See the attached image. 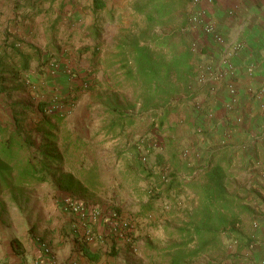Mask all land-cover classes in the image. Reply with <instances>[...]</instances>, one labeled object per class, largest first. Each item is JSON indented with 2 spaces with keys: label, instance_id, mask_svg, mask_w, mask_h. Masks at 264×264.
<instances>
[{
  "label": "crops",
  "instance_id": "obj_1",
  "mask_svg": "<svg viewBox=\"0 0 264 264\" xmlns=\"http://www.w3.org/2000/svg\"><path fill=\"white\" fill-rule=\"evenodd\" d=\"M198 12L213 26V33L205 34L203 24L193 28L190 15ZM172 17L176 20L164 26L166 35L180 29L176 40L183 39L193 46L194 53L193 76L187 87L172 98L176 104L157 121L159 125L152 127L155 115L151 110L140 109L137 91L126 81L120 60L108 54L112 47L118 49L122 41L116 42L111 31L104 28L102 37L93 40L91 52L88 51L93 53L88 63L98 70L92 74L88 70L87 74L86 80L94 88L87 94L77 92V105L71 121L66 123L86 146V159L99 174V190L87 201V215L92 217L88 220L83 217L81 222L80 215L73 213V218L76 217L73 220L59 221L55 230L39 227L38 234H33L36 220L29 227L23 221L20 230L14 223L0 222V264H160L151 235L158 221L132 230L131 243L109 218L110 212L117 210L122 219H131L148 201V166L138 167L130 151L138 139H158L156 151L179 179L198 176L208 164L223 162L227 168L228 193L241 199L249 210L242 215L239 226L249 245L244 247L230 234H221V245L217 248L222 255L218 264H264V0H180ZM26 34L24 29L13 25L9 30L0 29V48L6 41L27 40ZM216 35L223 43L216 40ZM37 43L38 39L32 44L37 47ZM110 71L115 74L109 78ZM35 75L32 69L21 77L31 79ZM19 83L25 87L22 79ZM58 83L54 80L51 85L55 87ZM114 83L119 88L130 85L135 98L117 93L113 90ZM72 90L70 87L68 92ZM100 96L102 101H94ZM120 115L132 116L133 123H117ZM12 122L14 125L15 120ZM156 131L161 136H156ZM149 161L153 164L154 158L151 156ZM185 198L186 210L190 212L197 207L198 199L190 189ZM95 210H100L103 217L94 218ZM43 217L47 219L48 214ZM45 222L39 221V226ZM64 227L71 231L70 238L60 232ZM228 242L234 249L228 250L231 247L225 244ZM43 244L50 253L44 252ZM83 247L94 260L83 253ZM161 252L166 264H170L172 254L168 250Z\"/></svg>",
  "mask_w": 264,
  "mask_h": 264
},
{
  "label": "trees",
  "instance_id": "obj_2",
  "mask_svg": "<svg viewBox=\"0 0 264 264\" xmlns=\"http://www.w3.org/2000/svg\"><path fill=\"white\" fill-rule=\"evenodd\" d=\"M91 2L93 13L103 11L107 6L105 0ZM179 3L180 0H134L131 11L144 19L145 27L122 40L118 47L121 70L126 81L137 91L136 101L140 103V109L144 112L151 110L156 117L153 127L159 125V120L176 104L172 98L187 87L193 76V49L183 39L176 40L180 29L167 35L154 33L158 27L175 22L172 16ZM41 12L40 8L35 16ZM90 31L92 39L99 41V27L92 25ZM45 56L42 59L40 49L22 39L6 41L0 48V97L20 91L21 76L27 74L34 63L40 66L41 60L50 61L49 52ZM16 82L19 84L14 87ZM84 85L93 90L90 80ZM80 90L75 88L67 97L53 100L55 104L39 101L36 110L25 104H14L21 112V121L28 120L29 112L32 114V126L23 127L17 120L14 129L8 131L0 125V197L9 193L13 199L24 188L42 183H51L77 198L93 197L98 192L99 174L86 159V146L66 127L64 118L67 113L56 111L57 107H73ZM133 120L132 116L120 115L116 122L131 124ZM152 141L138 139L130 148L138 167L148 166L150 187L148 201L142 205L141 211L127 219L123 234L129 237L139 225L159 220L164 208L159 207L160 202L174 207L178 198L190 189L196 195L198 205L188 211L187 221L172 232L179 242L168 249L173 252L170 264H193L194 260L221 245L220 235L223 233L230 234L239 245L248 246L239 226L242 215L249 210L242 205L241 199L228 193L224 163L208 164L198 176L179 179L177 173L164 163ZM143 155L148 159L146 163L141 160ZM151 156L153 164L149 161ZM154 205L157 207L153 208ZM115 212L119 215L117 210ZM82 250L90 257L87 249L83 247Z\"/></svg>",
  "mask_w": 264,
  "mask_h": 264
},
{
  "label": "rangeland",
  "instance_id": "obj_3",
  "mask_svg": "<svg viewBox=\"0 0 264 264\" xmlns=\"http://www.w3.org/2000/svg\"><path fill=\"white\" fill-rule=\"evenodd\" d=\"M105 1L107 4L105 10L93 13L91 0H0V29L4 30L6 27L9 30L12 25L19 30L24 29V32L27 33L24 37L32 41L30 44L36 43L38 39L39 43L37 45L39 47L37 46V48L42 53V59L46 57L45 54L47 52H49L51 57L48 62L41 60L40 66L36 63L31 66L30 70L34 69L36 75L31 79H28L26 76L25 78L21 77L25 87L22 86L20 91L1 95L0 125L11 131L14 129L12 119L15 121L23 119L20 114L21 112L15 108L14 104H25L36 110L39 101L52 103L53 100L57 101L60 98L67 97L70 87L73 90L75 88L81 89V93L87 94L89 87L86 88L84 83L88 77V70H91L90 74L98 71L93 64L88 63L93 57V53H89L91 52L90 48L93 43L90 31L92 25L99 27L101 32L104 28L107 32L111 31L116 42H120L144 29V19L134 15L131 11L134 0ZM32 7L34 8L29 10ZM40 8L42 12L35 16L36 11ZM154 31L156 34L165 35L167 33L164 26L158 27ZM100 37H102V33H100ZM27 40H24V42H27ZM108 52L110 58L113 57L114 60L119 59L118 49H113L112 47ZM113 74L115 72L110 71L109 78ZM54 80L59 82L55 87L51 85V82ZM114 84L116 86L113 90H116L117 93L120 92L128 99L135 98V91H133L130 85L119 88L118 84ZM98 87L102 89L103 86L98 85ZM79 96L80 100L82 94H79ZM95 100L100 102L102 101V97L94 98ZM77 101L73 107L66 105L56 108L57 112L67 113L64 118L65 124L71 121L70 116L74 106L77 105ZM52 104L55 103L53 102ZM27 118L28 120L21 121L23 127L32 126V114L30 112ZM156 136H161L159 131H156ZM153 142L157 146L159 140H153ZM229 183L230 185H234V182ZM57 190L51 183H42L24 188L22 193L14 195L13 199L9 193L1 196L0 222L2 224L6 222L14 223V226L20 230L24 224L28 226L36 220L34 223L36 228L33 234H38L39 227L44 230L49 228L55 230L58 227L59 221L65 223L76 218H73L72 212L65 210L64 204L66 199L86 204L88 207L87 201H90L91 197H71L69 194L62 191L57 192ZM185 197L186 193L178 198V204L174 207L168 206L167 202H160L159 204V207H164L162 210L163 214L157 220V228L151 232V235L154 241V248L160 254V256L157 254L160 264H166V259L162 258L161 251L168 250L173 243L179 242V238L173 235L172 232L183 225L182 218L186 219L188 210L185 208ZM45 213L48 214L47 219L43 217ZM173 216L174 218H172ZM83 217L88 220V217L92 216L85 213V216H80L79 221L84 222ZM169 219L172 220L169 221ZM45 220H51V222L46 223ZM23 221H25L24 224ZM39 221H44L45 223H41V226H39ZM32 230L33 228L31 227ZM60 232H63L64 237L70 238L71 231H67L65 227ZM225 244L231 246L228 250L234 249V245H231V242ZM135 246V244H132L133 249H136ZM168 252L170 254L173 253L170 250ZM220 252V248H216L210 253L194 260L193 264H218L222 255Z\"/></svg>",
  "mask_w": 264,
  "mask_h": 264
},
{
  "label": "built area",
  "instance_id": "obj_4",
  "mask_svg": "<svg viewBox=\"0 0 264 264\" xmlns=\"http://www.w3.org/2000/svg\"><path fill=\"white\" fill-rule=\"evenodd\" d=\"M197 0H194V2H196ZM190 20L193 24V28H196L197 26H200L202 25L203 26V31L205 34H210V33H213L214 32V28L213 26L208 22V21H205V17L203 16V13L202 12H198V13H191L190 15ZM216 40L219 42V43H223V39L216 35L215 36ZM192 49H193V46H191ZM226 55H230V52H226ZM231 93L234 94V90L232 89L231 90ZM153 144V143H151ZM142 162L143 163H146L147 162V157L145 155L142 156ZM64 208L65 210H68L69 212H72L74 214H78L80 216H85V213L87 214L88 213V207L86 206V204H83V203H78L74 200H70V199H66L65 200V204H64ZM93 217L94 218H101L103 217L102 213L100 210H95L93 211ZM109 218L112 220V222L115 224V229L117 231H120V234L122 236H125L122 232V229L123 227H127V220L126 219H122L121 216H119L115 211H111L110 214H109ZM119 225L121 226V228L119 227ZM125 240L127 242L131 241L129 237H125ZM42 248L44 249V252L46 253H50V250L48 247H46L45 244L42 245Z\"/></svg>",
  "mask_w": 264,
  "mask_h": 264
}]
</instances>
